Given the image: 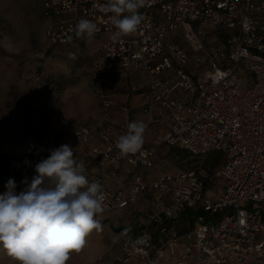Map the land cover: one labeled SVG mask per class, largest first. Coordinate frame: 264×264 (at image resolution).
I'll use <instances>...</instances> for the list:
<instances>
[{"label":"built area","instance_id":"2783aa9c","mask_svg":"<svg viewBox=\"0 0 264 264\" xmlns=\"http://www.w3.org/2000/svg\"><path fill=\"white\" fill-rule=\"evenodd\" d=\"M107 2L43 0L46 39L67 52L99 42L89 73L106 110L110 66L128 78L146 77L143 113L157 108L167 123L166 146L196 161L147 181L143 173L160 161L154 148L122 155L111 126L73 130L74 146L97 137L104 143L92 154L105 174L76 157L89 181L102 185L103 211L135 210L147 200L145 222L124 232L120 253L83 264H264V0H143L137 31L115 38L112 13L100 10ZM80 19L97 24L92 39L75 34ZM54 148L50 138L30 156L5 151L7 158L0 151V183L21 173L25 160L35 166ZM213 152L222 164L215 177L227 181L217 197L204 193ZM123 165L128 179L118 184Z\"/></svg>","mask_w":264,"mask_h":264},{"label":"rangeland","instance_id":"374dc122","mask_svg":"<svg viewBox=\"0 0 264 264\" xmlns=\"http://www.w3.org/2000/svg\"><path fill=\"white\" fill-rule=\"evenodd\" d=\"M42 2L0 0L2 152H27L30 156L41 150L50 138L58 142L56 148L67 142L71 145L72 131L93 125L101 111L89 73L90 64L101 54L99 42L85 43L74 52L57 48L51 52L52 47L45 37L47 23L42 15ZM69 53H74L75 58ZM72 147L76 156V150L81 148ZM7 156L10 158L9 154ZM217 158L220 154L213 152L207 160L208 180L204 193L209 196L220 195L227 183L225 178L215 177L217 165L213 159ZM167 159L176 165L177 172L195 166L196 161L187 151L176 147H172ZM21 168L19 177L15 178L17 192L25 187L21 184L24 177L30 181L35 175L31 162L23 163ZM29 168H32L31 173L27 171ZM4 191L5 185L0 183V194ZM141 209L138 204L135 210L103 211L97 216L101 229L87 235L82 249L71 253L67 264L107 261L119 254L124 232L145 222ZM181 250L179 245L178 251ZM0 264L15 262L0 250Z\"/></svg>","mask_w":264,"mask_h":264},{"label":"clouds","instance_id":"9594fccd","mask_svg":"<svg viewBox=\"0 0 264 264\" xmlns=\"http://www.w3.org/2000/svg\"><path fill=\"white\" fill-rule=\"evenodd\" d=\"M143 0H108L100 10L112 13L115 37L137 31L142 22L138 11ZM98 30L89 19L75 26L77 36L89 40ZM69 56L75 58L74 53ZM147 125L131 121L116 147L122 155L135 154L144 144ZM25 163H30L25 160ZM35 175L24 177L22 191L9 178L0 194V250L15 264H67L70 254L79 252L87 235L102 227L97 218L103 212L102 185L89 181L85 167L69 144L49 150L47 158L34 166ZM138 239L135 243H143Z\"/></svg>","mask_w":264,"mask_h":264},{"label":"crops","instance_id":"0c3cea01","mask_svg":"<svg viewBox=\"0 0 264 264\" xmlns=\"http://www.w3.org/2000/svg\"><path fill=\"white\" fill-rule=\"evenodd\" d=\"M108 77L112 82V86L108 89L107 94L110 101L112 102V106L108 110L101 107V111L94 121V124L87 126L86 128L93 126L96 127L99 124L104 126L109 125L113 129L112 138L118 139L121 135L126 133L129 122L143 121L147 125L143 146L154 148L160 156V161L156 164L155 168L143 173L145 179L147 181H151L160 174L177 173L176 165L167 159V156L170 154L172 149L167 147L164 143V135L167 131V123L160 120V113L157 108H154L149 113H143L142 111L147 105V78L144 76H139L137 78L125 77L123 73L115 66L109 67ZM124 109L128 110L127 114L124 113ZM64 144L70 143L67 142ZM103 146L104 143L99 137H97L90 144L78 147L81 149L76 150V157L84 162L86 166L93 172L105 174L107 170L105 168L99 167L98 161L92 154L93 149H100ZM188 168L189 167L186 169ZM127 179V168L123 165V168L119 173V178L116 181L119 184L126 181ZM146 203L147 200L145 198L144 200H141L139 206L141 205L143 209L145 208Z\"/></svg>","mask_w":264,"mask_h":264},{"label":"trees","instance_id":"16d2710c","mask_svg":"<svg viewBox=\"0 0 264 264\" xmlns=\"http://www.w3.org/2000/svg\"><path fill=\"white\" fill-rule=\"evenodd\" d=\"M50 46H51V45H50ZM51 47H52L51 52H54V50L56 49V47H54V46H51ZM57 49H58V48H57ZM55 144H56V145L58 144V142H57L56 140H55ZM220 158H221V157H220ZM220 158L213 159V162H214V165H215V166L218 165V164H220V162H221ZM19 174H20V173L15 174V175L13 176V178L15 179V178L19 177Z\"/></svg>","mask_w":264,"mask_h":264}]
</instances>
